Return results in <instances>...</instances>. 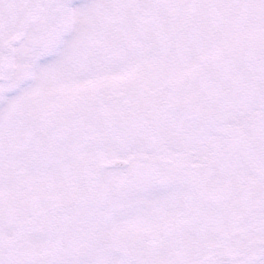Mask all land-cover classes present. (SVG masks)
<instances>
[{
  "label": "snow or ice",
  "instance_id": "obj_1",
  "mask_svg": "<svg viewBox=\"0 0 264 264\" xmlns=\"http://www.w3.org/2000/svg\"><path fill=\"white\" fill-rule=\"evenodd\" d=\"M0 264H264V0H0Z\"/></svg>",
  "mask_w": 264,
  "mask_h": 264
}]
</instances>
